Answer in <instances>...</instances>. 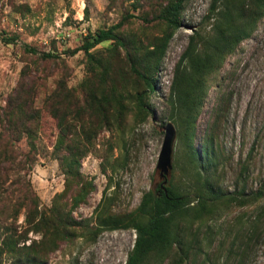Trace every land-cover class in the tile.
Masks as SVG:
<instances>
[{
	"label": "rangeland",
	"instance_id": "obj_1",
	"mask_svg": "<svg viewBox=\"0 0 264 264\" xmlns=\"http://www.w3.org/2000/svg\"><path fill=\"white\" fill-rule=\"evenodd\" d=\"M169 1L0 0V264L126 263L135 230L99 229V220L134 216L155 190L174 69L190 36L205 41L221 20L207 18L212 0H186L181 26L170 30L155 18ZM126 15L134 16L118 29L123 44L108 40L91 50L103 66L83 51L68 53ZM168 35L158 61L150 51ZM6 36L17 38L5 43ZM25 45L61 57L44 59ZM129 58L153 78V90ZM204 88L191 142L202 163L174 123L167 186L192 200L205 178L225 193H264V17L225 52ZM139 94L146 117L136 107ZM69 147L82 154L79 182L67 174ZM80 182L91 183L90 192L75 206ZM208 207L201 218L177 217L181 241L191 247L186 261L179 263L175 244L143 264H264V194Z\"/></svg>",
	"mask_w": 264,
	"mask_h": 264
},
{
	"label": "trees",
	"instance_id": "obj_2",
	"mask_svg": "<svg viewBox=\"0 0 264 264\" xmlns=\"http://www.w3.org/2000/svg\"><path fill=\"white\" fill-rule=\"evenodd\" d=\"M132 1L137 3L140 0ZM185 2L186 0L169 1L165 6L161 7L155 18L165 21L170 30L179 28ZM133 16L126 15L117 24L89 32L84 37L82 44L68 51V53L74 55L78 51H83L89 60L103 66V60L100 57H96L91 50L98 44L108 40L122 45L123 42L118 35V29L127 18ZM219 17H221V20L223 19L222 22L227 24H235L238 20L242 21L243 24L241 27L235 26L231 30L223 28L221 20L217 21L219 23L215 24V34L205 41L201 39L200 35H191L188 46L174 69L169 91V104L172 110V115L169 119L176 123L179 128L181 127L184 137L188 140L191 148V154L194 157H198L201 163L202 156L193 149L191 142L199 109L205 94L204 77L222 63L225 52L231 50L240 41L250 36L256 22L264 17V0H212L207 18L218 19ZM16 38V36H6L2 37V40L5 43H12ZM168 40L169 35L165 36L159 46H155L153 51H150L158 61L165 52ZM199 42H201L200 46L198 45ZM24 49L32 54H38L44 59L61 57L59 53H40L37 49L28 45H25ZM129 61L132 72L142 79L150 90H153V78L147 71L139 69L132 58H129ZM136 98L137 109L146 117L148 111L143 101V96L139 94ZM81 155V153L69 147V153L64 157L70 161V167L67 169L68 176L78 182L81 181V174L76 163L79 162ZM69 185L68 181L66 190ZM90 187L91 183L80 182V188L74 197L75 206L86 198L90 192ZM202 187L194 200L189 195L178 192L174 185L166 186L167 194L160 187L155 190H149L144 194L134 216H106L99 220L98 228L110 230L132 228L135 230L134 246L129 252L125 264H143L150 256L159 253L162 255L175 244L179 246V263H182L189 258L191 247L181 241L180 224L177 221V217L192 215L195 218H201L211 212L208 207L209 202L224 199L228 202L244 204L248 196L259 198L264 194L261 189L253 191L249 195H245L241 191L225 193L222 190H215L206 178L202 183ZM139 217H143L146 220L142 221ZM60 236L64 238L66 234L62 233Z\"/></svg>",
	"mask_w": 264,
	"mask_h": 264
},
{
	"label": "water",
	"instance_id": "obj_3",
	"mask_svg": "<svg viewBox=\"0 0 264 264\" xmlns=\"http://www.w3.org/2000/svg\"><path fill=\"white\" fill-rule=\"evenodd\" d=\"M175 138H176V128L174 123L171 120H169L164 126L163 142L161 145V149L157 160V165L155 168L156 172H158L159 180H160L157 182L160 185L161 190L165 194H167L166 186L173 167L172 156H173V147H174Z\"/></svg>",
	"mask_w": 264,
	"mask_h": 264
},
{
	"label": "flooded vegetation",
	"instance_id": "obj_4",
	"mask_svg": "<svg viewBox=\"0 0 264 264\" xmlns=\"http://www.w3.org/2000/svg\"><path fill=\"white\" fill-rule=\"evenodd\" d=\"M158 187H160V185H159V184H156V185H155V189H157Z\"/></svg>",
	"mask_w": 264,
	"mask_h": 264
}]
</instances>
